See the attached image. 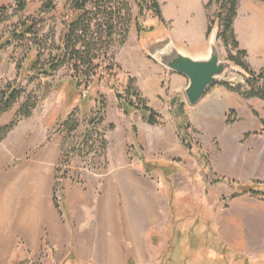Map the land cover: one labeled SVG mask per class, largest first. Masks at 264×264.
Instances as JSON below:
<instances>
[{
  "label": "rangeland",
  "instance_id": "374dc122",
  "mask_svg": "<svg viewBox=\"0 0 264 264\" xmlns=\"http://www.w3.org/2000/svg\"><path fill=\"white\" fill-rule=\"evenodd\" d=\"M136 1L130 0L127 41L113 51L121 72L114 70V77L106 75V80L88 89L74 85L68 68L48 79L32 71L30 63L36 49L12 39L22 23L36 21L41 50L47 53L52 45H59L63 22L72 12L71 0H54L55 9L48 14L41 11L44 0H36L28 3L23 13L11 8L1 16L0 98L8 90H16L21 97L0 116V264H63L64 259V264H104L100 256L111 236L109 211L101 206L104 195L97 189L87 196V207L82 203L74 206L71 223L81 243L78 247L75 242L77 259L68 261L66 256L72 251L68 252L66 244L60 247L52 233L59 230L62 235L70 228L60 204L64 202L60 188L67 180L79 190H86L87 178L104 180L103 183L115 181L117 173L127 169L158 182L159 202L165 210L158 228L148 234V247L123 249L127 261L132 258L134 264H264L262 250L231 249L215 230L216 217L220 209H227L233 193L229 194L228 188L229 195H225L227 183L215 181H235L230 179L231 174L247 179L245 162L252 158H248L250 138L264 136V126L260 133H246L251 127L246 115L260 120L253 107L254 98L242 96L250 90L249 78L228 72L197 106L190 107L184 96L188 80L165 70L149 55L169 39L188 52H198L191 48L189 40L182 41L191 35L195 24L168 22V0H157L163 23L151 10L146 9L141 16ZM219 12L216 1L205 8L210 31L219 30ZM244 20L238 24L243 32ZM196 25L202 28L199 22ZM258 26L259 23L252 25L254 31L260 32ZM218 48L222 60L238 58L246 62V58L238 57L231 40L219 38ZM127 78L135 80L147 106L156 112V125L147 122L148 114L134 96L130 100L138 104L139 110L119 103L112 86L122 94L128 92ZM99 95L104 101L101 114L96 106ZM29 97L38 102V107L30 118L18 119L17 114ZM100 116L103 120L94 123ZM183 138L192 152L183 144ZM63 148L68 149L70 156L68 166ZM253 160L260 162L263 158L255 156ZM145 161L152 166L143 168ZM221 194L224 195L219 201ZM115 211H122L121 203ZM28 226L36 231L31 232ZM31 233L36 239L30 242L26 237Z\"/></svg>",
  "mask_w": 264,
  "mask_h": 264
},
{
  "label": "crops",
  "instance_id": "0c3cea01",
  "mask_svg": "<svg viewBox=\"0 0 264 264\" xmlns=\"http://www.w3.org/2000/svg\"><path fill=\"white\" fill-rule=\"evenodd\" d=\"M32 1L36 0H29V3ZM209 2L210 0H168L167 21L182 24L188 23L189 26L195 24L191 29V35L183 37L184 40L182 41L189 40L191 48L198 49L199 51L206 48V37L209 33V28L205 8ZM13 5L14 0H0V7ZM256 15L258 18H256ZM247 17L258 20V23L261 22L259 24L260 32H255L254 29L253 31L250 30V32L252 31L250 34L242 31V28L238 24ZM197 22L201 24L202 28L200 25H196ZM199 28L201 29L198 33ZM204 28L205 31H203ZM234 32L240 50L246 52V62L251 70L256 73L263 70L264 3L257 0H240L237 17L234 21ZM252 100L254 110L260 114V120L256 119L252 114L246 115L251 122V127L248 128L246 133L254 130L260 133L263 129L261 121L264 120V101L257 98ZM248 148L251 149L248 151V158H252H249L250 161L248 159L245 162L247 165V179L241 180L236 177L237 175H228L231 177V180L247 185L253 182L264 183V136L250 138ZM255 156H261L263 160L256 162L253 160ZM142 166L146 168L148 166L151 167L152 164L145 161L142 162ZM146 179L143 176L140 177L134 170L127 169L118 172L115 181L103 183L104 180L95 181L87 178L86 190H79L78 187L66 180L64 186H62V195L64 197L63 210L70 228L67 231L64 230L62 235H59V230L52 231L54 240L56 242L57 239L59 240L60 247L62 245L64 247L66 244L68 252L69 250L72 251V260L74 258L77 259L74 246L76 242L79 247L81 242L79 243V239H76L77 233L75 234V231L77 232V230L74 229L71 223V218L73 217L72 211L74 206L80 205V203L87 207V196L99 189L101 190V194L104 195L101 204L102 210L109 211L108 223L110 225L109 233H111L108 243L103 246L106 250L100 256L101 262L104 264H126L128 257L126 251H123V249L133 248L140 250V248L148 247L149 232L158 228L162 216L165 215L164 205L159 202L158 182ZM101 187L103 188L101 189ZM225 187H227L225 195L228 196L233 192V189L228 184ZM228 188L231 189L229 194ZM223 195H220L219 201ZM216 199L217 197H214V201ZM118 203L122 205L120 213L115 211ZM220 210L215 220V230L229 248L235 250L247 248L262 250L264 252V201L249 196H241L231 199L227 203V209ZM27 228L31 229L29 226ZM35 231L36 228L31 229V232L34 233ZM26 238L31 242L36 239V235L33 237L31 233ZM124 241L126 244L122 243ZM69 256L70 254L68 253L66 258L68 259ZM63 262L65 263V259ZM134 262L136 263L135 259ZM67 263L70 264V262Z\"/></svg>",
  "mask_w": 264,
  "mask_h": 264
},
{
  "label": "trees",
  "instance_id": "16d2710c",
  "mask_svg": "<svg viewBox=\"0 0 264 264\" xmlns=\"http://www.w3.org/2000/svg\"><path fill=\"white\" fill-rule=\"evenodd\" d=\"M53 1L44 0L41 11L45 14L53 11L55 9ZM214 1L220 4L218 15L220 23L219 38H223L226 42L231 40L233 47L238 51V57L240 59L246 58V52L239 49V43L234 32V21L237 17L240 0H210L208 6ZM257 1L264 3V0ZM136 2L140 7L141 16L145 14L146 9L151 10L156 14L160 22H164L161 7L157 0H138ZM28 3L29 0H14L13 6L0 7V19L11 8L18 13L25 12ZM71 10V15L63 22L64 28L59 45H52L51 48L47 49V53L41 50L36 21L29 19L27 22L22 23L18 28L19 30L12 34V39L36 49L35 57L30 63L32 71L34 70L48 79L54 77L62 69L68 68L74 85L77 88L84 86L88 89L90 86L98 85L106 80V75L112 78L111 73L114 70L117 71V74L121 72V68L114 62L113 51L115 48L123 46L127 41L132 6L130 0H71ZM232 61L242 67L249 75L247 85L250 90L244 92L242 96L246 99L257 98L264 101V69L256 73L251 70L246 62L238 58H233ZM127 79L128 92L124 94L120 93L115 85L112 86V89L117 94L119 103L127 106L130 110H139L138 104L130 100V96H134L142 104L143 111L148 114L147 122L150 125H156V112L147 106L141 93L135 87V80L133 78ZM257 85H259L258 88L256 87ZM236 91L241 90L237 89ZM20 97V93L16 90H8L3 93L0 98V116L9 112L17 104ZM96 100V106L101 114L104 108L103 98L99 95ZM41 101L42 98H40ZM37 107L38 102L33 97H29L21 107L17 118H30ZM102 120L103 117L100 116L94 123H100ZM262 124L264 126V120H262ZM182 142L192 152L191 146L186 144L185 138L182 139ZM63 151L66 158L65 166H68L70 161L68 149L63 148ZM215 182H225L233 190L241 189L239 193L233 191L230 195L232 199L245 195L264 199L263 182L242 185L236 181L222 178ZM60 189L62 195L63 188L61 187ZM60 204L63 209L64 202L62 201ZM71 259H73L72 253L68 260ZM127 264H134L133 259L129 258Z\"/></svg>",
  "mask_w": 264,
  "mask_h": 264
},
{
  "label": "water",
  "instance_id": "95a60500",
  "mask_svg": "<svg viewBox=\"0 0 264 264\" xmlns=\"http://www.w3.org/2000/svg\"><path fill=\"white\" fill-rule=\"evenodd\" d=\"M219 30H211L207 49L195 54L179 47L172 39L149 57L165 70L183 76L188 80L184 96L190 107L197 106L209 89L217 85L228 73L247 72L233 61L222 60L218 48Z\"/></svg>",
  "mask_w": 264,
  "mask_h": 264
},
{
  "label": "bare ground",
  "instance_id": "6f19581e",
  "mask_svg": "<svg viewBox=\"0 0 264 264\" xmlns=\"http://www.w3.org/2000/svg\"><path fill=\"white\" fill-rule=\"evenodd\" d=\"M248 15V14H247ZM250 15V14H249ZM253 16V15H252ZM257 16V15H256ZM253 18V17H252ZM256 18H258V16L256 17ZM260 19V18H259ZM260 21V20H259ZM257 24L258 23V20H256V19H251V18H246L245 20H244V22H243V24H244V26H243V24H242V26L245 28V30H244V32H246V33H248V34H250L252 31H253V28H252V25H254V24ZM261 23V22H260ZM259 23V24H260ZM254 27V26H253ZM259 27V26H258ZM243 29V28H242ZM259 29H260V27H259ZM262 29H263V27H262ZM250 30H252L251 32H250ZM256 31V30H255ZM262 32V31H261Z\"/></svg>",
  "mask_w": 264,
  "mask_h": 264
},
{
  "label": "built area",
  "instance_id": "2783aa9c",
  "mask_svg": "<svg viewBox=\"0 0 264 264\" xmlns=\"http://www.w3.org/2000/svg\"><path fill=\"white\" fill-rule=\"evenodd\" d=\"M60 194H61V189H60ZM62 200V199H61Z\"/></svg>",
  "mask_w": 264,
  "mask_h": 264
}]
</instances>
